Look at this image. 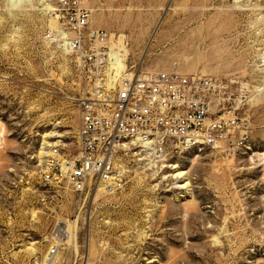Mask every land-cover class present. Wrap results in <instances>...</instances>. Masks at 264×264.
Returning a JSON list of instances; mask_svg holds the SVG:
<instances>
[{
    "label": "rangeland",
    "instance_id": "1",
    "mask_svg": "<svg viewBox=\"0 0 264 264\" xmlns=\"http://www.w3.org/2000/svg\"><path fill=\"white\" fill-rule=\"evenodd\" d=\"M90 3L145 72L227 83L252 149L133 156L117 192L44 188L48 157L79 149L80 79L56 0H0V264H264V0ZM60 221L74 239L51 258Z\"/></svg>",
    "mask_w": 264,
    "mask_h": 264
},
{
    "label": "built area",
    "instance_id": "2",
    "mask_svg": "<svg viewBox=\"0 0 264 264\" xmlns=\"http://www.w3.org/2000/svg\"><path fill=\"white\" fill-rule=\"evenodd\" d=\"M91 0H56V41L74 59L80 79L78 148L48 157L40 173L44 188L67 185L83 194L94 187L123 189L124 164L147 163L193 150L229 158L252 149L250 123L233 107L230 86L215 78L148 73L132 61L119 37L92 26ZM49 256L63 240L56 230Z\"/></svg>",
    "mask_w": 264,
    "mask_h": 264
},
{
    "label": "bare ground",
    "instance_id": "3",
    "mask_svg": "<svg viewBox=\"0 0 264 264\" xmlns=\"http://www.w3.org/2000/svg\"><path fill=\"white\" fill-rule=\"evenodd\" d=\"M52 11L54 12L55 9H53ZM53 20L56 21L55 18H53ZM74 229H76L75 224L70 225L67 221H60L58 223L56 233H59V236H61L64 243H70L74 239Z\"/></svg>",
    "mask_w": 264,
    "mask_h": 264
}]
</instances>
